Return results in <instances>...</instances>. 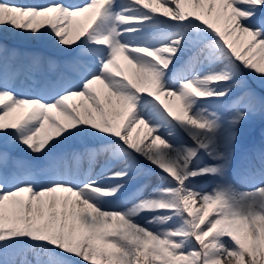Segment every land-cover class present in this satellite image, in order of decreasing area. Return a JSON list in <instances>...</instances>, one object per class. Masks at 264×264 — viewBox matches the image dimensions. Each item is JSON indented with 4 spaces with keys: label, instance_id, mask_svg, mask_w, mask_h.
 Segmentation results:
<instances>
[{
    "label": "snow or ice",
    "instance_id": "1",
    "mask_svg": "<svg viewBox=\"0 0 264 264\" xmlns=\"http://www.w3.org/2000/svg\"><path fill=\"white\" fill-rule=\"evenodd\" d=\"M256 118L264 0H0V264H264V147L232 175Z\"/></svg>",
    "mask_w": 264,
    "mask_h": 264
},
{
    "label": "bare ground",
    "instance_id": "2",
    "mask_svg": "<svg viewBox=\"0 0 264 264\" xmlns=\"http://www.w3.org/2000/svg\"><path fill=\"white\" fill-rule=\"evenodd\" d=\"M12 38H14V41H20V42L26 44L27 46H29L30 48L25 49V51L27 53H32V52H35L34 49H39L40 51H42V53H46L47 50H48L50 52L63 55L61 53H58V52L52 50L51 48L47 47L46 45L33 43V42L27 41V40H25L23 38L14 37V36L9 35L7 39H12ZM118 61L120 62L119 67L125 73V75L131 76V69H130V66L127 64V62L124 61V60H122V59H120V58H118ZM118 78H121V77H118ZM97 87H100V86H97ZM165 99H169V98L168 97H165ZM71 103H75V104L79 105L80 104V100L77 99V100L72 101ZM131 131H132V137L134 139H137V138H140V137H143L144 136V130H143V128L132 129ZM145 143H147V141H145ZM240 143H241V139L239 138V141H238L237 146ZM9 147L12 149L11 146H9ZM153 179L154 178H152L151 181H153ZM151 181H150V183H151ZM236 183H237V187H242V185L239 183V181H236ZM200 187L202 188L201 185H200ZM199 206H200L199 203H197L196 205H194V209L195 208H198ZM141 223L143 224L144 222L141 221Z\"/></svg>",
    "mask_w": 264,
    "mask_h": 264
},
{
    "label": "rangeland",
    "instance_id": "3",
    "mask_svg": "<svg viewBox=\"0 0 264 264\" xmlns=\"http://www.w3.org/2000/svg\"><path fill=\"white\" fill-rule=\"evenodd\" d=\"M262 120H264V119H260V118H256L255 120H252V121H250L249 123L251 124V126L252 125H255V124H257V123H260ZM251 126L249 127L248 125H246V127H245V125L244 126H242V131H243V134H244V137H243V139L245 140V137L246 136H248V137H251L250 136V134L253 132V131H255L256 132V143H254V144H259V142H260V139H261V137H260V130H257V128L256 127H252L251 128ZM182 139H184V141L185 142H187V140H186V138H182ZM259 141V142H258ZM250 142H252V139L251 138H249L247 141H246V143L248 144H251ZM248 144V146L250 147V145ZM249 149V148H248ZM251 149V148H250ZM40 162V161H39ZM44 162H42L41 164H43ZM236 170H237V168L236 167H233L232 166V175L234 174V172H236ZM207 184V183H206ZM205 183H201V185H203V186H205V191H211V189H212V185H206ZM221 264H235V260H234V258H229V259H222L221 260Z\"/></svg>",
    "mask_w": 264,
    "mask_h": 264
}]
</instances>
